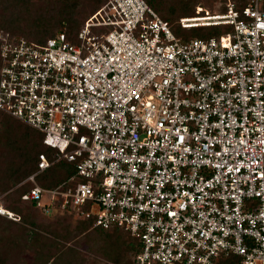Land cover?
Segmentation results:
<instances>
[{"label": "built area", "instance_id": "1", "mask_svg": "<svg viewBox=\"0 0 264 264\" xmlns=\"http://www.w3.org/2000/svg\"><path fill=\"white\" fill-rule=\"evenodd\" d=\"M224 6L180 19L208 38L146 0H107L75 42L0 30V111L54 151L22 200L126 232L136 264H264V0ZM60 161L76 174L41 187Z\"/></svg>", "mask_w": 264, "mask_h": 264}, {"label": "trees", "instance_id": "2", "mask_svg": "<svg viewBox=\"0 0 264 264\" xmlns=\"http://www.w3.org/2000/svg\"><path fill=\"white\" fill-rule=\"evenodd\" d=\"M34 0H0V4L6 8L13 6L31 7ZM86 1L87 9H79V5ZM107 0H44L45 4L54 3L56 5V19H44L39 16L35 30L28 33L15 31L16 21L7 19V22L0 23V30L11 33L14 36L24 37L30 41L43 44L49 38L55 37L59 33H65L69 41L75 42L77 33L87 19ZM238 9L248 5L246 0H233ZM152 9L166 21L172 17L188 18L196 14L194 3L197 0H146ZM208 5L213 0H206ZM11 4V6H9ZM205 4V5H207ZM224 10V9H223ZM213 11V10H211ZM170 22V21H169ZM183 30H194L192 35L184 36V39L208 38L223 33L222 26L212 27H192ZM190 36V37H189ZM44 135L21 121L0 111V191L10 189L11 195L5 198L3 205L19 214L21 222H13L0 215V264H23V251L32 250L36 254L34 264H98L100 261L95 256L102 255L114 264H136L135 257L141 251L138 241L132 239L124 231H107L93 226V220H76L75 227H64L62 233L56 226H61L62 220L55 223H37L29 212H25L28 205L34 211L43 216L65 217L74 219L69 211H58L56 209L51 214L44 213L36 202H24L22 196L31 188V183L19 185L28 176L37 171L38 160L41 153H46L50 159L54 151L43 144ZM76 174L74 164L67 161H60L52 165L48 170L37 177V183L46 189H54ZM9 181V182H7ZM10 187V188H8ZM30 225V229L23 226ZM12 226V229L10 228ZM64 225L61 226V228ZM35 229V230H31ZM74 231L78 236L87 233V239L93 238L91 233L95 231L101 235L99 247L92 252L93 261L88 262V256L80 251L79 246L68 245L69 236ZM123 236H127L128 241H123ZM91 249V245L85 251ZM121 252V254H120ZM15 256V257H14ZM39 261L41 263H39Z\"/></svg>", "mask_w": 264, "mask_h": 264}, {"label": "rangeland", "instance_id": "3", "mask_svg": "<svg viewBox=\"0 0 264 264\" xmlns=\"http://www.w3.org/2000/svg\"><path fill=\"white\" fill-rule=\"evenodd\" d=\"M226 0H213V3L211 2L209 5L206 2V0H197V3L192 4L194 9L196 10L198 6H201L203 8H207L209 10H223L225 8L224 6V2ZM237 3L239 0H235ZM247 3L250 2V0H246ZM35 4L32 5L31 7H25V6H13V7H8V9L6 8V5L0 4V23H5L7 22V19H13L14 21H16L15 24V31L19 32V33H28L30 31L35 30L36 26H37V20L39 16H42L44 19H52L55 20L57 13H56V5H54V3H50L45 4L44 0H34L33 1ZM84 2V1H83ZM207 4V5H205ZM11 6V4L9 5ZM87 9V11H89V8H87L86 6V1L83 4L79 5V9ZM181 17H172L169 21L170 23L173 25V28L175 29V32L179 35L182 36L184 38V36L187 37L188 35H192L195 32H199V31H194V30H183L180 26H179V21H180ZM190 37V36H189ZM201 38V37H200ZM1 152V151H0ZM9 182V181H7ZM22 183V182H21ZM19 185H22V184ZM10 188V187H8ZM12 192V187L10 189H4L2 191H0V202L5 204V198L8 195H11ZM25 212H29L31 216H33L36 220L37 223H48V222H56L58 219L62 220L60 222H62L61 226L64 225L62 228L61 226H56V229H60L62 233L64 232V227L65 226H70V229L74 228L75 225L77 224V221L75 219H72L68 216L65 217H54L52 218L51 216H43L41 215L39 212L34 211L32 208H30V206H26L25 207ZM23 226H25L26 228H31L30 225L28 224H24ZM10 228L12 229V226L10 225ZM13 230V229H12ZM32 231L35 229H31ZM0 232H3V230H0ZM91 233L93 238H86V234L87 233H83L80 234L78 236V233H76V231H74L72 234H70L69 236V243L68 245H74V246H81L79 249L81 252H83L84 254H86L88 256V262H92L93 261V257H92V252L94 251V249L99 247V242L101 239V235L95 231L92 232H88ZM86 235V236H85ZM123 241H128L129 239L127 238V236H123ZM88 244L91 245V249L92 250H88L85 251V249L88 247ZM92 251V252H91ZM121 254V252H120ZM15 257V256H14ZM97 259H99V263L98 264H114L111 261H108V259L104 256H100L97 255L95 256ZM24 261H22L23 264H34L36 263V254L32 251V250H27L26 249L23 251V257ZM39 263H41L39 261Z\"/></svg>", "mask_w": 264, "mask_h": 264}]
</instances>
